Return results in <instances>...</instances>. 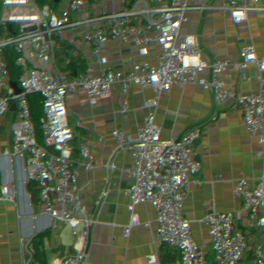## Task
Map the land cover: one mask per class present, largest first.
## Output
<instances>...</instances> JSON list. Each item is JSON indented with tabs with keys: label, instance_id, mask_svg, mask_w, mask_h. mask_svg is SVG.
<instances>
[{
	"label": "built area",
	"instance_id": "obj_1",
	"mask_svg": "<svg viewBox=\"0 0 264 264\" xmlns=\"http://www.w3.org/2000/svg\"><path fill=\"white\" fill-rule=\"evenodd\" d=\"M186 1L180 0L188 20L190 15ZM157 2L137 0V9L130 14L135 32L140 35L151 56L149 62L154 85L149 99L128 109L129 123L125 132L115 134L114 131L98 129L87 134L70 105L51 110L49 123H45L42 120L45 103L25 87L23 95L28 109L23 135L13 141L0 137V264H32L25 250V224L40 219L44 229L51 234L56 228L66 226L74 214L78 215L81 225L87 221L89 214L109 218L113 224L110 230L101 232L102 237L112 239L95 256L93 264H119L113 251L118 225L130 217L141 218L144 215L157 216L167 221L176 234L196 239L205 264H223V256L234 241L238 213L249 223L247 242L244 251H234L232 256H243L245 264H264V168L259 163L257 148L246 155V166L251 174L246 184L215 187L209 174L197 178L196 200L201 202L211 195L214 201L215 220L207 223L197 222L181 209L190 195L188 189L161 190L156 166L138 161L144 144L158 138L152 133L151 119L157 109L165 106L188 103L192 106L190 121L179 136L180 140L186 141L191 152L202 150L208 141H231L240 151L247 143H254L257 147L264 144V83L255 79L251 75L252 69L246 68L244 61H239L230 49L224 47L220 35L229 21L221 24L208 15L188 21L186 38L198 61L194 76L196 85L170 92L163 55L142 35V25ZM259 46L258 37L251 34L245 53L247 58L252 59L253 66L264 57L262 53L253 60ZM217 58H223L231 68V77L223 94L231 129L224 137L217 134L224 121L218 115L212 94L200 87ZM12 73L10 69L9 74ZM242 79L261 96L260 99L240 100L236 87ZM22 161L35 166L47 177L57 195L55 205L48 204L45 199L41 205L26 208L12 193L11 181L17 164ZM66 172L92 175L99 186L106 184V174L113 173L117 179L116 192L113 195L105 191L92 193L84 201L69 199L59 185L61 176ZM69 264L82 263L71 260ZM140 264H158V259L151 256Z\"/></svg>",
	"mask_w": 264,
	"mask_h": 264
},
{
	"label": "trees",
	"instance_id": "obj_2",
	"mask_svg": "<svg viewBox=\"0 0 264 264\" xmlns=\"http://www.w3.org/2000/svg\"><path fill=\"white\" fill-rule=\"evenodd\" d=\"M136 9L137 0H0V137L13 141L26 124L20 86L46 101L45 123L51 110L70 105L87 134L126 128L128 109L151 95L140 89L152 68L130 17ZM193 10L221 24L231 18L220 37L239 61L251 34L260 41L253 60L264 53V0H194ZM251 75L264 83V57ZM236 91L243 101L261 98L243 79ZM256 150L264 168V144ZM11 188L26 208L44 202L41 186L24 174L13 176Z\"/></svg>",
	"mask_w": 264,
	"mask_h": 264
},
{
	"label": "crops",
	"instance_id": "obj_3",
	"mask_svg": "<svg viewBox=\"0 0 264 264\" xmlns=\"http://www.w3.org/2000/svg\"><path fill=\"white\" fill-rule=\"evenodd\" d=\"M193 1H186L190 15L187 20L180 0H158L142 25V35L146 42L163 55L165 78L170 92L187 85H196L194 76L198 61L186 38L189 20L198 17L193 10ZM228 21L231 23V18ZM243 65L252 69V59L247 58ZM230 77L231 68L223 58H217L200 86L212 94L218 115L224 121L217 131L221 137L226 136L231 129L223 97ZM153 85L152 75L140 81V89L145 94L152 93ZM191 111L192 106L189 103L157 109L151 119V126L152 133L158 138L144 144V151L138 161L156 166L161 190H189L190 195L181 205L187 216L200 223L213 222V197L208 195L201 202L195 198L197 178L209 174L215 187L246 184L251 177L246 166V155L257 146L247 143L240 151L231 141H208L204 143L202 150L191 152L186 141L179 139L187 120L190 121ZM125 130V127L119 126L114 133L121 134ZM44 132L47 133L48 130L45 129ZM16 169L15 175L24 174L41 186L44 200L46 199L48 204H56L55 190L49 185L47 177L34 170L35 166L22 161L17 164ZM105 177L106 184L99 186L92 175L66 172L61 176L59 185L69 199L84 201L92 193L105 191L113 195L116 192L115 174L108 173ZM248 226V221L238 213L234 241L223 256V264H245L243 256L233 257L232 252L246 249ZM112 227L109 218H98L94 214H89L87 221L81 225L78 215L74 214L66 226L56 228L53 233L48 234L42 221L35 219L24 226L25 250L32 259V264H69L71 260L93 264L95 256L99 255L104 245L112 239L102 237L101 232ZM113 251L119 264H140L151 256L158 259V264H205L196 239L176 234L167 221L154 215L130 217L119 224L113 240Z\"/></svg>",
	"mask_w": 264,
	"mask_h": 264
},
{
	"label": "rangeland",
	"instance_id": "obj_4",
	"mask_svg": "<svg viewBox=\"0 0 264 264\" xmlns=\"http://www.w3.org/2000/svg\"><path fill=\"white\" fill-rule=\"evenodd\" d=\"M34 95V94H33ZM41 101H43L44 103H46V101L45 100H43V99H41ZM23 130H24V128H23V125H21V126H19L18 127V130H17V133H16V138H15V140H18L22 135H23ZM36 172H39V171H37L36 169H34ZM40 173V172H39Z\"/></svg>",
	"mask_w": 264,
	"mask_h": 264
},
{
	"label": "water",
	"instance_id": "obj_5",
	"mask_svg": "<svg viewBox=\"0 0 264 264\" xmlns=\"http://www.w3.org/2000/svg\"><path fill=\"white\" fill-rule=\"evenodd\" d=\"M25 92V87L24 86H20L19 90H18V96H22Z\"/></svg>",
	"mask_w": 264,
	"mask_h": 264
}]
</instances>
